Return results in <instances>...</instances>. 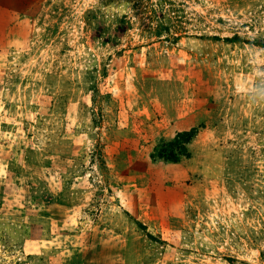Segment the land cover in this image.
<instances>
[{
    "label": "rangeland",
    "instance_id": "rangeland-1",
    "mask_svg": "<svg viewBox=\"0 0 264 264\" xmlns=\"http://www.w3.org/2000/svg\"><path fill=\"white\" fill-rule=\"evenodd\" d=\"M263 257L264 0H0V264Z\"/></svg>",
    "mask_w": 264,
    "mask_h": 264
},
{
    "label": "trees",
    "instance_id": "trees-1",
    "mask_svg": "<svg viewBox=\"0 0 264 264\" xmlns=\"http://www.w3.org/2000/svg\"><path fill=\"white\" fill-rule=\"evenodd\" d=\"M159 36L160 31L157 32ZM179 36H173L177 39ZM234 38H226L228 41H234ZM197 128H191L189 130H183L177 132L173 138L169 140H160L158 144L152 149L150 158L153 161L161 160L164 162L178 163L183 158L190 156V145L197 135ZM142 229H146L144 225L139 224Z\"/></svg>",
    "mask_w": 264,
    "mask_h": 264
},
{
    "label": "water",
    "instance_id": "water-1",
    "mask_svg": "<svg viewBox=\"0 0 264 264\" xmlns=\"http://www.w3.org/2000/svg\"><path fill=\"white\" fill-rule=\"evenodd\" d=\"M259 264H264V257L261 259Z\"/></svg>",
    "mask_w": 264,
    "mask_h": 264
}]
</instances>
